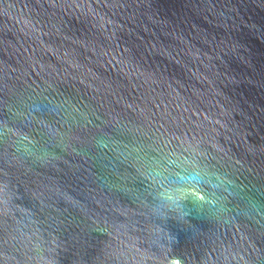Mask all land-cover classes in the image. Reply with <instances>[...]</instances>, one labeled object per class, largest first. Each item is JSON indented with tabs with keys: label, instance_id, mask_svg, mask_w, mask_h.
<instances>
[{
	"label": "water",
	"instance_id": "obj_1",
	"mask_svg": "<svg viewBox=\"0 0 264 264\" xmlns=\"http://www.w3.org/2000/svg\"><path fill=\"white\" fill-rule=\"evenodd\" d=\"M0 264H264V0H0Z\"/></svg>",
	"mask_w": 264,
	"mask_h": 264
}]
</instances>
